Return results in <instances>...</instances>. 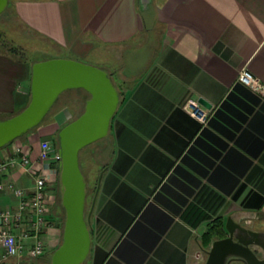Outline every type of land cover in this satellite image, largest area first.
<instances>
[{
	"label": "crops",
	"instance_id": "crops-1",
	"mask_svg": "<svg viewBox=\"0 0 264 264\" xmlns=\"http://www.w3.org/2000/svg\"><path fill=\"white\" fill-rule=\"evenodd\" d=\"M13 8L30 32L98 57L125 88L102 147L91 264H206L211 227L227 237L233 218L264 232V96L238 82L247 69L264 83V0H151L146 9L141 0H19ZM31 77L29 61L0 53V115L29 105ZM201 99L212 105L207 124L186 110ZM69 114L59 109L52 122L0 150L4 163L20 146L35 170L18 160L0 175L1 209L19 204L9 186L31 194L37 176L47 179L43 255L56 251L63 233L53 211L60 164L39 160L40 143ZM42 257L27 264H44Z\"/></svg>",
	"mask_w": 264,
	"mask_h": 264
},
{
	"label": "water",
	"instance_id": "water-1",
	"mask_svg": "<svg viewBox=\"0 0 264 264\" xmlns=\"http://www.w3.org/2000/svg\"><path fill=\"white\" fill-rule=\"evenodd\" d=\"M10 0H0V16ZM151 0H141L144 9ZM31 101L20 114L0 120V150L13 144L42 124L60 96L71 90H83L90 98L84 113L59 132L60 194L65 210L62 244L51 255V264H85L92 248L91 218L86 216L87 182L80 167V153L109 137L112 121L121 97L108 72L77 61L51 59L32 66ZM207 110L212 105L198 102ZM228 236L217 240L208 251L206 264H264V232L247 228L229 218ZM263 252V256L259 253Z\"/></svg>",
	"mask_w": 264,
	"mask_h": 264
},
{
	"label": "built area",
	"instance_id": "built-area-1",
	"mask_svg": "<svg viewBox=\"0 0 264 264\" xmlns=\"http://www.w3.org/2000/svg\"><path fill=\"white\" fill-rule=\"evenodd\" d=\"M238 82L252 92L264 96V83L249 70L243 69L240 72ZM186 110L201 124H207L210 120L211 111L205 109L197 101H189ZM52 157L61 164L60 154L54 151L53 144L48 140L41 141L39 160L45 162ZM18 160L28 172L34 173L29 154L23 152L18 146L13 158L8 162L0 163V175L9 167H14ZM5 188L0 181V193ZM9 188L19 199V204L15 209L0 208V251L2 252L0 253V264H27L28 261L43 256L45 252V245L39 236L48 227L46 219L49 213L47 179L41 174L37 176L35 188L31 194L22 189H15L12 185ZM23 222H26L27 227L20 234H15L13 230L19 228ZM30 238L34 239L31 244L26 241Z\"/></svg>",
	"mask_w": 264,
	"mask_h": 264
},
{
	"label": "rangeland",
	"instance_id": "rangeland-1",
	"mask_svg": "<svg viewBox=\"0 0 264 264\" xmlns=\"http://www.w3.org/2000/svg\"><path fill=\"white\" fill-rule=\"evenodd\" d=\"M17 1L19 0H10L6 12L0 16V53L7 54L10 48L18 46L22 52L17 54V56L20 59H26L30 63L34 61L43 62L45 60H51L52 58L68 59L100 69L104 68L102 61H99L98 57L94 55L89 57L76 55L66 49L55 46L45 40L43 37L30 32L13 16L12 10L14 9V4ZM132 74L133 72H128L125 75H127V77L130 79ZM116 81L114 82L113 80L115 87L121 93L124 92L125 88L122 85L119 86L120 83L118 84ZM128 86L130 85L128 84ZM88 99L89 95L83 90H71L62 94L51 113L43 121L42 127L52 122L54 120L55 113L61 108H65V110L72 115L70 116L69 114L70 119L61 124L60 130L63 127H66L84 113L85 105ZM24 110L18 111V113H15L14 115H0V120L12 118V116H16ZM60 130H58V132ZM58 132L52 137V139H49L48 141H50L53 146H56L59 150ZM106 143H108L106 142V139L101 140L89 146L87 149L82 150L80 153V167L87 182L86 216H88L93 206L98 186L101 183L103 168L107 160L106 154L101 155V153L102 147L106 145ZM60 200L53 209L55 212L54 218L57 219L58 217L59 220H61L60 215L63 214V210L61 208L62 203L60 204ZM259 255L263 256V252H260ZM85 264H91L90 256L86 260Z\"/></svg>",
	"mask_w": 264,
	"mask_h": 264
},
{
	"label": "trees",
	"instance_id": "trees-1",
	"mask_svg": "<svg viewBox=\"0 0 264 264\" xmlns=\"http://www.w3.org/2000/svg\"><path fill=\"white\" fill-rule=\"evenodd\" d=\"M22 51H20V49L18 48V46L17 47H12V48H10L9 49V51H8V55L9 56H11L14 60H17V61H25L26 59H20L18 56H17V54H20ZM47 61V60H46ZM37 62H39V61H34V62H32L31 63V71H32V66L35 64V63H37ZM32 73V72H31ZM119 94H120V97H121V103H120V105L122 104V102H123V96H124V93L122 92H120L119 91ZM89 98H90V96H89ZM51 113V112H50ZM12 117H14V116H12ZM43 123V122H42ZM40 128H42V124L40 125V126H38L37 128H35V129H33L32 131H30L27 135H25V136H23L21 139H24V138H26V137H28L30 134H32V133H34V132H36V131H38ZM58 138H59V136H58ZM21 139H19V140H21ZM11 145V144H10ZM9 145V146H10ZM8 147V146H7ZM6 148V147H5ZM88 148V147H87ZM87 148H85V149H87ZM60 198H61V194H59V199H58V202H59V200H60ZM60 204H61V200H60ZM61 208H62V210H63V214L62 215H60V217H61V220H60V223H61V228H62V233H63V229H64V224H65V210L63 209V207H62V205H61ZM226 237V234H225V232L220 228V227H211L210 228V230L208 231V233H206L205 235H204V237H203V245H204V247H209L210 246V244H211V242L213 241V240H215V241H217V240H221V239H224ZM61 244H62V241H61ZM60 244V245H61ZM51 255L52 254H50V255H43V257H42V261H43V263L44 264H51Z\"/></svg>",
	"mask_w": 264,
	"mask_h": 264
},
{
	"label": "flooded vegetation",
	"instance_id": "flooded-vegetation-1",
	"mask_svg": "<svg viewBox=\"0 0 264 264\" xmlns=\"http://www.w3.org/2000/svg\"><path fill=\"white\" fill-rule=\"evenodd\" d=\"M63 128H64V127H63ZM63 128H62V129H63ZM60 131H61V130H60ZM60 131H59V132H60ZM57 132H58V131H56V132L53 134V136H54ZM59 132H58V135H59Z\"/></svg>",
	"mask_w": 264,
	"mask_h": 264
}]
</instances>
